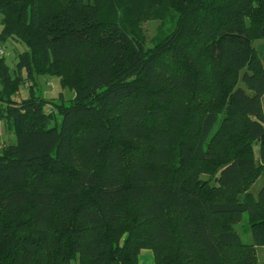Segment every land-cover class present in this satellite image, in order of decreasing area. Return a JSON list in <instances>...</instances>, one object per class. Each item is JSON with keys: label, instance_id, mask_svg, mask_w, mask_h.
<instances>
[{"label": "trees", "instance_id": "trees-1", "mask_svg": "<svg viewBox=\"0 0 264 264\" xmlns=\"http://www.w3.org/2000/svg\"><path fill=\"white\" fill-rule=\"evenodd\" d=\"M131 2L0 0V44L26 46L0 56V264H258L264 0H155L150 47ZM37 73L73 96L50 106Z\"/></svg>", "mask_w": 264, "mask_h": 264}, {"label": "rangeland", "instance_id": "rangeland-1", "mask_svg": "<svg viewBox=\"0 0 264 264\" xmlns=\"http://www.w3.org/2000/svg\"><path fill=\"white\" fill-rule=\"evenodd\" d=\"M130 10L125 8V12L129 15V17L134 18L135 22H137V25L140 27L141 31L143 32L145 41L144 46L150 47L152 46L154 40L157 38L159 34H161L163 31H165L166 27L163 24V22L156 18L153 15L152 10L158 6L157 3H155V0H132L130 4ZM148 7H152L151 12L147 11ZM1 18L2 15L0 13V28H1ZM165 27V28H164ZM165 29V30H164ZM253 44L258 47V50L262 53H264V41L263 40H255L253 41ZM0 47H3L4 51V61L8 65L9 70L11 73H13L17 54L24 49H26V46L17 41H13L11 39L5 40L2 44H0ZM22 75H24V71H21ZM29 85L27 82H23L19 84L17 91L12 94V99L14 100H20L22 98H26L29 95ZM239 86H242L244 88L243 83L241 80L238 81ZM35 93L37 95H40L44 98L47 103L52 106L57 103L62 102L63 104L66 103V100L73 96V92L68 89L67 87H63L60 85L58 77L52 74L47 73H37L34 77L33 86ZM246 92L251 93L250 90L246 89ZM59 92H61L63 99H59ZM261 103L264 105V94L261 96ZM55 108V107H54ZM49 110V108H47ZM59 121V115L58 112L53 113L52 122L58 123ZM13 143L15 142V136L13 133L6 131L4 129V123L3 120L0 118V146L5 143ZM256 149V147H253ZM201 176L203 178L209 177L206 173H202ZM264 184V174L259 175L254 182L251 185V191L256 193V191ZM234 227L236 231L238 232L240 238L244 242H251V234L249 231V227L246 223V217L245 214H243V217L241 220L236 222L234 224ZM256 255H257V263H261L264 261V246H256Z\"/></svg>", "mask_w": 264, "mask_h": 264}, {"label": "crops", "instance_id": "crops-1", "mask_svg": "<svg viewBox=\"0 0 264 264\" xmlns=\"http://www.w3.org/2000/svg\"><path fill=\"white\" fill-rule=\"evenodd\" d=\"M137 264H154L152 251L148 248L140 249L137 255Z\"/></svg>", "mask_w": 264, "mask_h": 264}, {"label": "built area", "instance_id": "built-area-1", "mask_svg": "<svg viewBox=\"0 0 264 264\" xmlns=\"http://www.w3.org/2000/svg\"><path fill=\"white\" fill-rule=\"evenodd\" d=\"M4 54L3 47H0V56Z\"/></svg>", "mask_w": 264, "mask_h": 264}]
</instances>
